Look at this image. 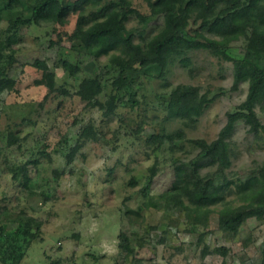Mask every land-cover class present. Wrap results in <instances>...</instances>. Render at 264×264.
I'll return each instance as SVG.
<instances>
[{
	"label": "rangeland",
	"instance_id": "374dc122",
	"mask_svg": "<svg viewBox=\"0 0 264 264\" xmlns=\"http://www.w3.org/2000/svg\"><path fill=\"white\" fill-rule=\"evenodd\" d=\"M133 4L142 13H150L146 2L134 0ZM76 20L72 15L65 25L22 28L9 71L17 81L16 91L0 94V207L9 209L10 218L23 210L42 223L40 237L31 243L20 264H261L264 219L249 218L231 234L218 224L222 206L217 205L212 207L207 226L191 229L185 210L166 200L174 164L198 152L189 140H214L228 112L246 98L248 83L233 88V62L199 49L189 52V68L176 62L165 79L160 78L161 67L150 66L136 89L138 103L132 107L124 94L114 114L105 116L103 110L86 105L76 95L81 79L100 73L104 87L99 99L105 101L113 79V73L104 68L108 56L97 61L69 53L67 35ZM160 22L156 18L144 25L132 17L127 26L134 28L139 41V34L147 39L156 33ZM5 27L6 22H1L0 40L6 36ZM244 50L241 37L231 42L227 53L241 58ZM67 53L81 65L74 77L61 64ZM36 59L49 64L60 89L49 92L36 84L41 76L33 66ZM178 84L198 86L213 98L195 123L187 124L180 117L164 121V97ZM257 110L264 122V112ZM90 123L96 127V137L82 142L73 154L81 142L82 128ZM178 129L184 131L181 139L165 141L160 147L148 141L153 133ZM10 131L20 139L13 145L5 137ZM229 143L232 165L225 171L229 179H238L264 162V135L255 136L243 121L237 123ZM26 161H35L30 165L28 188L9 173L11 165ZM153 165L157 174L148 186ZM214 169L204 168L202 173ZM228 199L232 205L243 202L235 193ZM6 224L8 229L17 226L13 219ZM120 232L129 236L132 253L119 247Z\"/></svg>",
	"mask_w": 264,
	"mask_h": 264
},
{
	"label": "trees",
	"instance_id": "16d2710c",
	"mask_svg": "<svg viewBox=\"0 0 264 264\" xmlns=\"http://www.w3.org/2000/svg\"><path fill=\"white\" fill-rule=\"evenodd\" d=\"M134 0H3L0 3V24L6 22L5 38L0 40V94L16 91L17 81L9 71L15 61V45L19 42L22 28L48 25H65L72 15L77 16L76 24L67 39L71 54L79 53L99 61L108 56L104 65L106 72L113 73L112 92L105 101L99 99L104 83L102 74L86 76L78 83L76 95L86 105L103 110L105 116L114 114L124 94L133 107L138 103L137 87L140 78L150 66L157 65L165 79L170 66L179 62L190 67L189 52L205 49L220 58L233 62V88L248 83L246 98L228 112L227 122L218 136L207 141L202 138L190 139L197 154L173 166L174 179L167 190L166 200L185 210L187 225L196 229L207 226L212 207L221 205L218 216L220 228L236 234L249 219H264V162L256 169L238 179H229L226 169L232 165L229 140L238 122L243 121L255 136L264 135V122L257 108L264 112V0H142L147 3L150 13H142L134 7ZM14 12L11 16L9 13ZM135 17L147 25L160 18L156 33L145 39L137 36L134 28H128L130 18ZM245 39V50L241 58H232L227 48L233 40ZM54 43V41H51ZM67 53L61 64L68 76H76L81 70ZM33 66L41 71L36 84L44 85L50 91L57 86L55 72L45 60L36 59ZM62 92H66L62 89ZM198 86L178 84L164 97L167 110L164 121L173 117L184 119L187 124L197 122L206 106L212 101ZM94 124H88L80 132L79 142L95 138ZM6 137L8 145L19 142V135L10 131ZM184 137V131L162 130L150 135L148 141L160 147L165 141L173 142ZM1 139V135H0ZM3 149L0 147V162ZM26 161L9 167L13 180L29 187L32 176L31 163ZM214 171L202 173L204 168ZM157 174V167L150 168L148 186ZM131 181V184L135 183ZM235 193L243 202L232 205L229 195ZM137 214H139L137 212ZM9 209L0 207V264H20L31 243L40 237L42 223L25 211L10 218ZM13 219L17 226L7 228ZM119 247L124 252L134 251L130 238L125 232L119 234ZM226 254V249H217ZM82 264V263H75ZM257 264V263H253ZM264 264V250L263 261Z\"/></svg>",
	"mask_w": 264,
	"mask_h": 264
}]
</instances>
